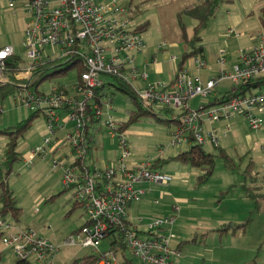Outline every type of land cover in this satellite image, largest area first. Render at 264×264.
<instances>
[{"label": "rangeland", "instance_id": "374dc122", "mask_svg": "<svg viewBox=\"0 0 264 264\" xmlns=\"http://www.w3.org/2000/svg\"><path fill=\"white\" fill-rule=\"evenodd\" d=\"M96 1L108 4L111 0ZM116 3L126 6L128 16L137 26L145 22L149 23L147 31L138 34L147 48V53H154L153 58L158 63H165L163 61L165 54L170 58L173 56L181 58L184 52L189 51L181 38L177 16L194 5L196 0H116ZM261 8H264V0H223L215 16L198 33L201 38L199 45L203 47V55L186 61L184 70L193 79L199 78L202 81L208 72L212 74L211 76H216L220 72H231V67L239 62V51L250 50L255 40L264 33V27L260 21ZM27 20L28 15L21 4L9 8L7 0H0V48L11 47L15 55L24 59V65L26 64V53L22 48ZM183 22L189 37H192L196 22L187 17H183ZM230 29L239 36L227 37L226 33ZM160 47H162L161 50ZM170 48H178V55L171 54ZM221 49H224L223 65L218 63ZM49 51L50 49L47 48L48 53ZM133 57L136 66L142 72H146L140 68L142 62L137 54H133ZM197 58L204 60L206 67L198 74H192ZM187 62L191 63L190 67L187 66ZM163 66L166 67V71L162 75V80L159 75L147 72L146 82L140 79L130 81L131 87L140 94L148 85L157 86L162 82L169 84L172 80L170 71L173 67L176 69V64L166 62ZM61 69L62 67L57 68V70ZM77 74L75 67L66 69L62 74L43 82L37 88V92L49 94L53 87H61L67 90L69 96H74L76 93L73 86L77 82ZM102 81L107 85L104 88L106 96L101 99L103 103L101 123L111 117L118 127L120 123L127 121L128 112L133 109V106L122 93L115 89L116 81L113 78L102 77ZM231 86L229 81H221L215 96L222 97ZM16 96L17 90L0 103L2 108L0 130L15 126L34 112V110L16 104L14 99ZM215 96L212 94L205 101L211 102ZM109 100L112 101L114 109L111 113H108L106 109ZM201 101L206 103L200 97L190 99L189 107L196 110L202 105ZM158 108L155 107L157 117L145 118L130 125L124 131L123 135L128 142L132 157L139 163L146 161L153 163L157 159L168 160L187 149L185 145H172V132L177 126L166 125L159 121L157 118L165 119L167 116L165 117V114ZM55 112L59 118L58 122L51 120L49 123L47 114L40 113L24 136L17 140V151L19 150L21 160L13 166V171L8 177V185L14 194L17 207L21 209V216L17 223L10 216L4 219L13 228L9 233L32 230L58 247L52 264H71L87 254L108 253L113 237L108 236L97 241V250L66 246L67 239L76 237V232L82 229L88 221V216L82 207L75 206L74 190L64 191L61 182L62 170L51 169L50 157L37 156L31 164L26 162L31 151L42 145L44 139L51 138L57 141L63 139L71 131L73 122L65 124L67 117L61 110ZM257 117L261 119V127L258 130H251L241 116H235L228 123L221 121L220 123H223L221 129L213 128L212 124L206 126L207 129L215 131L218 146L216 148L210 145L205 147L208 152L214 153L216 158L213 174L204 186L198 188L195 186L197 169L174 160H169L163 166L153 169L172 178L170 187L162 192L172 191V196L187 198L198 208L189 216L181 214V218L178 219L179 222H183V228H200L201 233L199 234L204 235L203 240L206 246L195 244L199 249L207 248L214 251V256L213 254L211 257L206 256L197 264H264V197L252 200L245 193L246 188L252 187L255 183L260 187L259 194L264 195V113L257 114ZM101 123L99 124L101 132L97 135L100 147L92 151L95 162L112 160L115 154L118 156L120 153L118 139L112 144L108 131L101 126ZM50 124L65 126L64 129L57 130L55 135L50 137L48 129ZM218 126L220 127V124ZM226 126L229 130L226 136H222ZM6 143L5 136L0 135V164L4 158ZM60 147L64 155L68 157L66 162L71 163L75 157L72 156L70 148L63 144ZM219 150L225 152L233 165L232 168L225 166L224 160L218 156ZM89 160L92 161L91 158ZM178 170L181 171L182 176ZM155 196L157 202H153L159 205L157 197L160 198V191H156ZM158 211L139 210L135 217L144 220L143 224L146 225L149 219H163L172 215L173 209L166 215H161L157 213ZM153 212L157 214L153 215ZM231 222L234 228L245 225L243 232L237 236L230 234L234 232L233 229L226 235L217 232L223 229L224 225L225 228L231 226ZM145 225H137L142 238L148 236V229ZM169 231L177 237L174 233L177 231L173 226ZM0 254L2 255L0 264H13L16 261V258L1 243ZM184 254V252L179 253L180 257ZM111 258L115 259L116 264H123L124 259L133 260L134 264H141L129 250L124 251V254L118 251L111 255Z\"/></svg>", "mask_w": 264, "mask_h": 264}, {"label": "built area", "instance_id": "2783aa9c", "mask_svg": "<svg viewBox=\"0 0 264 264\" xmlns=\"http://www.w3.org/2000/svg\"><path fill=\"white\" fill-rule=\"evenodd\" d=\"M8 7L21 4L28 20L25 24L23 51L26 64L14 77L17 83L16 104L29 110L43 109L51 120L58 122L56 110L67 117L65 122H73L71 131L57 141L46 138L42 145L33 149L26 158L31 164L37 156L50 157L51 169L62 170L61 182L64 190H74V204L82 207L88 216V224L65 242L66 246H79L82 249L97 250L96 242L108 236H116L141 264H177L179 252L171 247L174 235L168 231L179 214V208L173 207L172 215L163 219L155 218L145 226L148 236L142 238L138 228L128 222V208L137 202L142 191L135 185L142 182L169 185L170 176L156 172L149 161L131 165L132 153L124 133L111 117L102 119L101 105H88L93 100L94 90L105 84L102 77H117L130 85V81L148 80L146 72L136 66L133 54H141L145 44L137 32V25L130 19L126 6L118 5L116 0L99 3L96 0H7ZM226 36H239L234 30H228ZM47 48L50 49L49 53ZM15 55L11 47L0 48V85H9L7 76L8 61ZM176 64L175 79L172 83L148 85L142 93H137L144 108L168 107L179 111V124L172 132V145L191 144L203 148L208 145L216 148L218 138L207 125L229 122L235 116L245 119L251 130L261 127L257 114L264 113V85L251 94L233 98L228 102L208 106L205 99L212 95L219 83L228 80L237 87L251 80L264 79V33L255 40L252 48L239 51V62L231 67L230 73L220 72L216 76L202 81L193 79L182 68L181 58L171 57ZM81 65L83 72L73 86L76 95L69 96L67 90L53 87L49 94H42L31 87L33 75L38 66L47 63ZM218 63L224 64V49L220 50ZM191 63L187 62L190 67ZM195 71L206 67L204 60L195 59ZM131 86V85H130ZM82 95L84 98H81ZM200 97L202 105L192 110L188 106L190 99ZM107 112L114 109L112 101L107 102ZM2 108L0 105V116ZM93 119L98 126L108 131L111 142L118 139L120 153L114 160L95 162L89 156L92 144L88 132H93ZM65 125L50 124V137ZM226 126L222 136H226ZM60 144V145H59ZM63 146L70 148L75 159L68 163ZM92 159L90 161L89 159ZM142 223V221H140ZM10 223L0 217V243L16 260L33 264H52L58 247L37 235L32 230L17 231L13 234ZM112 253H105L98 264H116Z\"/></svg>", "mask_w": 264, "mask_h": 264}, {"label": "trees", "instance_id": "16d2710c", "mask_svg": "<svg viewBox=\"0 0 264 264\" xmlns=\"http://www.w3.org/2000/svg\"><path fill=\"white\" fill-rule=\"evenodd\" d=\"M223 0H196V3L189 8L185 9L183 12L179 13L177 16L178 26L181 32V38L189 51H186L181 56V61L179 62V68H182L184 62L192 57L203 55V47L199 45L201 38L198 33L200 30L206 27L208 21L215 16V13ZM260 21L264 27V8L260 9ZM183 17H187L196 22L194 28V33L192 37H189L185 24L183 22ZM149 23L145 22L137 27V32L142 33L147 31ZM24 66V59L19 55H14L8 61V71L7 76L11 79L9 85H0V103H2L9 95H13L17 90V83L14 75L21 71ZM58 67H62L61 70H57ZM77 69V80H79L83 68L81 65L75 64H63L60 62L47 63L45 65H40L34 72L33 79L31 81V87L35 91L37 88L46 80L62 74V72L69 68ZM116 81L115 89L122 93L126 99L132 104L133 109L128 112V119L126 122L119 124V130L124 133L125 130L130 127V125L144 120L145 118L152 117L156 115L155 107L144 108L141 101L138 98L137 92L127 83L118 79L117 77H112ZM103 87L94 90V97L88 105L89 109L94 105H101V99L106 96ZM264 85V79L251 80L246 83L235 87L233 86L229 91H227L222 97L215 98L213 101L208 103V106H214L217 104H222L228 102L233 98L243 97L247 94H251L254 90L260 88ZM163 114H165V119H159L162 123L166 125H178L180 113L176 112L172 108L163 107L158 108ZM40 113H44L43 109L34 111L27 119L17 123L15 126L9 127L7 129L0 130V135L5 136L7 143L5 154L2 163L0 164V217L10 216L16 223L19 222L21 216V209L17 207L16 199L12 190L8 185V177L13 171V166L18 163L21 158L17 151V140L19 137H23L24 134L32 126L33 121L39 117ZM93 132H88L89 140L92 144L91 151L97 150L99 148L98 134L101 132V128L98 126L99 121L93 119ZM89 156H92V152H89ZM219 157L224 160V164L227 168H232L233 165L230 159L227 157L223 150H219ZM215 158L216 155L212 152H208L206 148L201 146L191 144L185 151L179 152L175 157L169 158L168 160L157 159L152 163V169L159 168L169 162V160H174L182 165L190 166L191 168L198 170V175L196 177V188L204 186L208 180L211 178L214 168H215ZM66 191V190H64ZM260 187L253 183L252 187H247L245 190L246 196L252 200H256L264 195L259 194ZM75 206H78L75 204ZM88 222L84 224L87 225ZM245 225L232 228L234 232L238 230H243ZM81 230V229H80ZM79 230V231H80ZM77 231V232H79ZM226 229H221L219 232H226ZM76 232V233H77ZM233 232V233H234ZM127 248L122 244L116 236H113V242L110 244V249L108 253L120 252L124 254ZM105 253L99 254H87L84 257L74 260L71 264H98ZM2 255L0 254V260ZM13 264H33L28 261L16 260ZM123 264H134L133 260L124 259ZM250 264V263H248Z\"/></svg>", "mask_w": 264, "mask_h": 264}, {"label": "crops", "instance_id": "0c3cea01", "mask_svg": "<svg viewBox=\"0 0 264 264\" xmlns=\"http://www.w3.org/2000/svg\"><path fill=\"white\" fill-rule=\"evenodd\" d=\"M161 49H162V47H160V50ZM145 50H146V52H144V53L142 52L143 54L142 53L137 54V57H139L138 59H141L140 62H142V64L140 65V68L144 69V71H146V73L148 72L150 74L159 75L160 79L162 80L163 79L162 75H164V73L166 71V67L163 65L164 64L166 65V62L171 63L169 60L170 56L165 54L164 55L165 59L163 60V61H165V63L162 64L161 62L158 63L156 61V59L153 58L154 53H152V52L147 53L146 46H145ZM169 51L171 54L175 53L176 55H178L177 54L178 48H170ZM198 73H199V71L194 70L192 74H198ZM228 73H230V72H228ZM170 74H172V80L170 81V83H172L175 79V76H176L174 67L171 69ZM211 75L212 74H210V72H208L206 74V76L204 77V81H206L207 79H209L211 77H214ZM224 81H228V80H223V82ZM162 84H166V83L162 82ZM166 85H168V84H166ZM231 85H232V83H231ZM218 86L214 90V92L212 93L214 96H215L216 92L218 91ZM232 87H233V85L231 86V88ZM215 98H217V96H215ZM201 103H202V101H201ZM208 103L209 102H207V104ZM188 106H189V102H188ZM226 123H228V122H226ZM216 124L217 123L212 124L213 128H216V129L220 128L221 129L223 123L219 122L217 125ZM219 124H220V127L218 126ZM111 143L114 144V142H111ZM99 147H100V142H99ZM116 158H117V155L115 154V157L112 160H114ZM138 163H139V161L134 159V158L132 159V161L130 160V164L132 166L133 165L135 166ZM178 172H180V176H182L181 171L178 170ZM159 173H162V172H159ZM197 175H198V173H197ZM167 187H170V184L164 185V184H154V183H148V182H142V183L136 184L135 189L140 190L143 193L140 196L139 201L133 202L129 205V208L127 211L128 222L135 227H137V225H145V224H143L144 220L142 221V219H140V218L138 219V217H135L139 210L148 211V212L152 211V210L153 211L159 210L157 213H161V215H163V214L166 215L167 213L168 214L171 213V211L173 209L172 207H178L179 208V214H178V217L176 218L175 222L172 225L173 228H175V230L177 231V233L174 232L177 237L174 238L173 244H172L173 240L171 241V247L176 249L179 253L183 254V252H184L185 254L181 255L180 261L177 260V264H197L200 261V259H202L206 256L211 257L212 254L214 256L213 250H209L207 248L199 249L195 245V244H199V245L202 244V245L206 246L205 242H204L205 240H203L204 235L201 236V234H199V233H201L200 228H183L182 227L183 222H179V220H178L179 218H181V214L189 216V214H191V212L196 211L198 209L196 204L190 203L187 198L180 197V196H172L173 195L171 193L172 191L171 192L170 191L169 192H167V191L162 192V190L166 189ZM156 191H160V198L157 197L159 205L154 204V202H157L156 196H155ZM162 200H164V201H162ZM157 213L153 212V215L157 214ZM186 216H185L184 220L186 219ZM140 221H142V223H140ZM150 221H151V219L147 220V223H149ZM171 227L168 228V231L171 229ZM223 227H224L223 229L227 230L226 232H223V233L219 232V230H221V229L217 230V232L219 234L226 235V234L230 233L229 231L234 227V224L232 226V222H231V226L225 228V225H224ZM238 227H240V226H238ZM241 232H243V230L242 231L238 230L236 233L231 232L230 234L232 236H237V234H239ZM187 253H189V255H187Z\"/></svg>", "mask_w": 264, "mask_h": 264}]
</instances>
